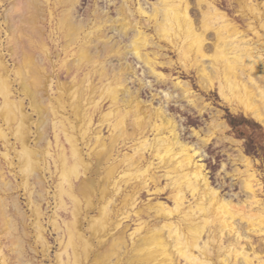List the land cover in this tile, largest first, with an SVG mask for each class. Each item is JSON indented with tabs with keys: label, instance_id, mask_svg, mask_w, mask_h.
Returning a JSON list of instances; mask_svg holds the SVG:
<instances>
[{
	"label": "bare ground",
	"instance_id": "obj_1",
	"mask_svg": "<svg viewBox=\"0 0 264 264\" xmlns=\"http://www.w3.org/2000/svg\"><path fill=\"white\" fill-rule=\"evenodd\" d=\"M44 1L63 52L53 61L47 42L42 39L37 47L54 70L74 75L62 82L59 72L53 84L34 50L25 49L18 37L21 24L37 28L34 21L45 12L41 1L26 0L20 25L13 13L21 7L8 12L4 22L18 66L11 69L0 50V264H45L31 253L50 258L46 223L57 231L53 264H264L248 235L264 231L262 186L249 172L252 161L239 152L248 167L241 180L247 197L236 202L222 196L202 157L203 146L224 124L213 116L200 146L183 140L164 102L153 103L159 93L149 103L143 100V78L131 89L130 75L138 76L127 61L134 55L144 74L166 84L158 67L175 64L165 52L171 49L187 73L196 70L203 89L218 84L229 104L264 124V5L237 0L241 15L249 18L238 24L214 0H196V17L192 0H156L150 9L142 0H121L119 6L115 2L118 17L98 6L88 19L76 17L80 0ZM2 31L0 25V41ZM161 92L168 103L186 100L201 114L208 110L189 82H173ZM49 177L55 184L51 215ZM151 185L158 201L138 204ZM165 194L172 205L160 200ZM60 214L66 216L63 223ZM131 220L138 222L128 233Z\"/></svg>",
	"mask_w": 264,
	"mask_h": 264
},
{
	"label": "rangeland",
	"instance_id": "obj_2",
	"mask_svg": "<svg viewBox=\"0 0 264 264\" xmlns=\"http://www.w3.org/2000/svg\"><path fill=\"white\" fill-rule=\"evenodd\" d=\"M37 1L39 2L41 1L45 12L44 15L42 14L34 21L35 25L37 24L36 25L37 28H35L33 31L26 29V27H24V25L20 23L22 18L27 13V10L24 9L26 8V0H0V25L3 28V31L1 33L0 50H1V54L3 55V60L5 61V63L8 64V66L11 69L14 66L16 67V65L18 66L17 57L14 56L12 54V50H10V37L12 36V33L9 30V27L6 26V23L4 21L8 17L9 14L8 12L11 13L14 7L20 6L22 12L18 11L13 13V17H14L13 22L15 24H19V25L21 24L19 26V30L17 33H18V37L22 41V45H24V48L27 50H30V48L34 50V55L37 63L39 62L40 65H42L44 68H47L46 71L51 75L53 84L56 83V79L58 78L59 72H60L61 81L70 83L73 79L74 73L68 75L65 69H62L60 71L59 68H57L58 67L57 62H56L57 69L54 70L52 62H49L50 60L49 61L45 60L44 54L42 55V52L37 47L39 41H41L42 39L43 41L47 42V45L49 46L50 51L52 53L53 61L58 58L56 56L57 53L63 52L62 47L56 45L57 43L56 41H54L56 38L54 23L56 21H51L50 11L52 9L49 8L50 5H48L46 1L43 2V0H37ZM143 1L146 2L144 5H146V7L150 9L151 3L156 0H142V2ZM249 1L255 4L262 3L264 5V0H249ZM115 2L116 5L119 6L118 4L119 2H121V0H116L114 1V3L113 2L109 3L108 0H80V4L78 5V13L76 17H79V19L82 18L88 19L89 15L92 14L94 9L98 6L101 7L102 11L110 10V15L113 16L114 18L118 17L117 9L115 8ZM214 3L223 12H225L231 19H233L235 23L246 24L247 21L249 20L248 17L246 16L243 17L241 15L237 0H214ZM192 4H193L192 6H194L192 7L193 10L192 12L196 17L195 13L198 10L196 0H192ZM60 11L61 10L58 9V11H55V13H60ZM134 11H135V7H134ZM148 32L154 34L152 30H148ZM109 33L111 35H115V38L119 39L120 41L122 40L123 43L128 41L125 38H121L118 35V33H116V31H110ZM248 34L249 36H253V34L250 32ZM155 40L158 41V38L156 37ZM163 44H165V42H163ZM148 50L151 51V48H148ZM168 50L169 51H165V52L167 53L168 58L172 59V61L174 60L173 63L175 64L173 66L158 67L160 71H162L163 73H165V75H167V79H164L167 82L166 84L159 83L155 78V76L151 74L148 73L144 74L143 73L144 68H142L141 64L137 62V59L134 57V55L129 54L127 56V61L132 63L134 67H136L137 76H138L136 78L135 75L134 76L130 75L129 86L131 87L132 90H136L140 85V81L138 79L143 78V81L146 83V86H144L141 89L142 90L141 98L149 103V101L153 99V94L159 93L156 96V98H154L153 103L157 106L164 102V105H166L165 108L168 110L169 113H171V115L175 116L178 122V128L180 127L179 129L181 130L180 132L182 133V139L185 141H189L192 144H197L198 146L202 145V142H200L201 138L205 136L207 128L212 123L213 116L215 118H218V120L224 124L223 130H218L217 132H215L214 135L211 137V140L208 142V144L206 146H203L204 154L202 157L203 158L202 162L203 163L205 162L206 164L205 173H207L212 183V186H215V188L218 189L219 192L221 190L220 193L222 196L225 197L228 196L227 198H233L236 202H238L239 199H245L247 197V194L241 188V180L247 176L248 167L246 163L242 162L239 159L240 157L239 152H242L243 154L247 155L253 163L249 172L251 173V171L252 172L254 171L257 175V178L260 181V186H262V189H260L261 191L258 190V196L261 199V203L263 202L262 205H264V124L256 121L250 114H247L243 110V108L237 107V105L235 104L234 105L229 104L223 97H221L218 89V84L213 88H210V90L203 89L199 80L200 75L197 74L196 70L194 69L191 73H187L179 60L178 53L171 49ZM114 63L118 64V61L114 60ZM179 80H182L184 82H189L191 84V86L193 87L194 94L197 97H201L203 100L201 105L208 104V110L204 111L201 114L197 108H195L186 100H180L177 102L173 100L170 103L167 102L164 94L161 91L164 89L168 90V88L170 89L173 88V82H178ZM26 106H27V111L32 112L28 100H26ZM104 107L106 109L108 107V103L105 104ZM34 115L35 117H37L36 114ZM97 125H99L98 117L96 120L95 127H97ZM103 129H104L103 133H105L104 135L106 136L109 135L110 131L108 130V127ZM195 131H197V134L195 133ZM31 135H32V139H34L35 136L33 134ZM50 137L52 141H54V137L52 134L50 135ZM197 159H199V157ZM238 170H240L242 173L239 174ZM160 173L163 172L160 171ZM47 176H49V174H47ZM8 178L14 181V177L12 175H8ZM48 179H49V184L52 185L51 187L52 192L50 196V201L52 205L51 208L48 209V214L51 215L53 214V210H55V202L53 198L55 184L53 183V181H51L50 177ZM166 182L168 181L166 178H164L162 180V184L165 185ZM151 186H152L151 192L145 190L142 193L141 197L139 198L137 202L138 204L140 205L145 204L152 200L153 202L158 201L154 193V186L153 185ZM20 200L23 205V208L25 210H29L24 191H20ZM160 200L168 202L172 205V202L167 200L166 194L165 196H162ZM47 206L48 205L45 204V208ZM65 217L66 216H62V215L60 216V221L62 223L63 221L61 219H64ZM134 217L135 216H133V218ZM46 220H48V218H46ZM136 221L138 222V220H131L127 222L130 223L132 227L128 233H130L135 228V226L137 225ZM46 226L48 228L47 236L52 245V248L50 250L51 260L50 258H44L43 253L41 252L38 254L32 252L31 256L34 255L35 260L37 262L43 261L45 264H53L56 261L55 255L59 251L58 250L59 243L56 240L57 231H54L53 226H51L49 223H46ZM246 230L248 231V228H246ZM208 234H209L208 232L205 234L204 236L205 240L208 238ZM248 235L251 236L252 244L255 245L257 251L264 254V231L258 233L250 231L248 232ZM225 237L227 243L232 239V238H228L229 237L228 233ZM2 243L3 245L8 244L6 240H3ZM7 253L9 254L8 251ZM12 264L14 263L12 262Z\"/></svg>",
	"mask_w": 264,
	"mask_h": 264
}]
</instances>
